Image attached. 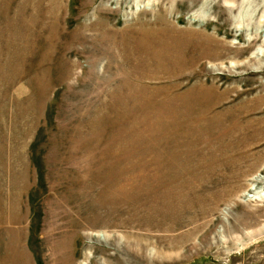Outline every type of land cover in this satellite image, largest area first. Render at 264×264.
Masks as SVG:
<instances>
[{"label": "rangeland", "instance_id": "1", "mask_svg": "<svg viewBox=\"0 0 264 264\" xmlns=\"http://www.w3.org/2000/svg\"><path fill=\"white\" fill-rule=\"evenodd\" d=\"M0 264H264V0H0Z\"/></svg>", "mask_w": 264, "mask_h": 264}]
</instances>
